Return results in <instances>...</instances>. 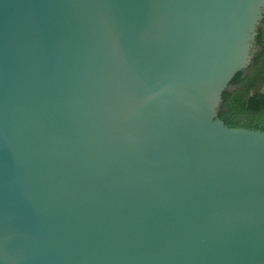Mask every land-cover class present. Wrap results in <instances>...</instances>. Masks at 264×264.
I'll return each mask as SVG.
<instances>
[{
  "label": "water",
  "instance_id": "water-1",
  "mask_svg": "<svg viewBox=\"0 0 264 264\" xmlns=\"http://www.w3.org/2000/svg\"><path fill=\"white\" fill-rule=\"evenodd\" d=\"M263 11L0 0V264H264V130L218 117Z\"/></svg>",
  "mask_w": 264,
  "mask_h": 264
},
{
  "label": "trees",
  "instance_id": "trees-1",
  "mask_svg": "<svg viewBox=\"0 0 264 264\" xmlns=\"http://www.w3.org/2000/svg\"><path fill=\"white\" fill-rule=\"evenodd\" d=\"M256 32L250 63L222 93L218 117L229 127L264 130V11Z\"/></svg>",
  "mask_w": 264,
  "mask_h": 264
},
{
  "label": "rangeland",
  "instance_id": "rangeland-1",
  "mask_svg": "<svg viewBox=\"0 0 264 264\" xmlns=\"http://www.w3.org/2000/svg\"><path fill=\"white\" fill-rule=\"evenodd\" d=\"M264 87V86H263ZM263 89V88H262Z\"/></svg>",
  "mask_w": 264,
  "mask_h": 264
}]
</instances>
